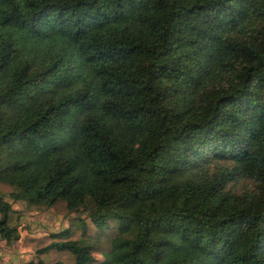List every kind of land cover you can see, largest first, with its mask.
Masks as SVG:
<instances>
[{
	"label": "trees",
	"instance_id": "obj_1",
	"mask_svg": "<svg viewBox=\"0 0 264 264\" xmlns=\"http://www.w3.org/2000/svg\"><path fill=\"white\" fill-rule=\"evenodd\" d=\"M51 210L27 264H264V0H0V242Z\"/></svg>",
	"mask_w": 264,
	"mask_h": 264
},
{
	"label": "rangeland",
	"instance_id": "obj_2",
	"mask_svg": "<svg viewBox=\"0 0 264 264\" xmlns=\"http://www.w3.org/2000/svg\"><path fill=\"white\" fill-rule=\"evenodd\" d=\"M72 216H77L73 214ZM81 217H84L81 215ZM69 226V218L63 214L51 210L44 214L28 212L23 215L20 226V238L17 243L7 244L0 242V264H27L35 259L34 251L27 246L25 239H40L53 233H59ZM97 264H104L105 257L102 254L95 255Z\"/></svg>",
	"mask_w": 264,
	"mask_h": 264
}]
</instances>
